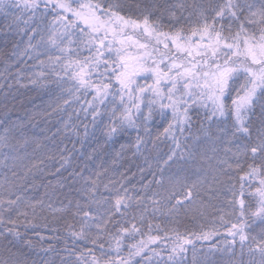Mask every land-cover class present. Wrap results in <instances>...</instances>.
I'll use <instances>...</instances> for the list:
<instances>
[{
    "label": "snow or ice",
    "instance_id": "6c2138e0",
    "mask_svg": "<svg viewBox=\"0 0 264 264\" xmlns=\"http://www.w3.org/2000/svg\"><path fill=\"white\" fill-rule=\"evenodd\" d=\"M0 17L19 37L0 91L49 98L4 106L0 264H212L195 242L217 225L209 253L264 264V0H0ZM161 127L172 147L152 155Z\"/></svg>",
    "mask_w": 264,
    "mask_h": 264
},
{
    "label": "trees",
    "instance_id": "16d2710c",
    "mask_svg": "<svg viewBox=\"0 0 264 264\" xmlns=\"http://www.w3.org/2000/svg\"><path fill=\"white\" fill-rule=\"evenodd\" d=\"M191 2V0H190ZM5 23L3 20V17H0V24ZM19 42V37L16 36L15 34L9 33V34H4L0 33V54L2 53H7L11 51V46L13 43H18ZM0 59H3L2 55H0ZM3 64L0 63V73H3ZM11 82V81H10ZM21 83H26V81H22ZM48 97H45L43 92L36 90L32 87H14L12 92L10 94H7L4 91H0V120L4 118L5 114V105H7V111L9 114H11V117L13 120H16L17 117H24L26 113H33L38 110V108L48 102ZM202 118V114H201ZM60 118L58 116H52L49 118L48 121V126H52L57 123V121ZM38 121H34V123H37ZM42 127L44 125H41ZM208 125L204 124V128L208 129ZM212 131H215L216 125L213 124L211 126ZM52 131H55V127L52 128ZM159 134H160V140L158 142V147L155 149L154 152H152V155H156L159 152L162 151H167L170 147H172V141L171 138L165 139L163 136V127L159 129ZM192 134L194 137H200L202 138L204 133L199 131L198 125H194L192 129ZM51 135V133H49ZM156 132L154 131V136L153 139H155ZM185 135H188V133H185ZM123 142V141H122ZM194 141L189 140L188 143L192 144ZM65 143H68V141H65ZM96 145L92 143L91 141L85 145V154L87 155L88 153L91 152L92 148L95 147ZM68 147L71 148L72 144L68 143ZM77 149L80 148V145H76ZM149 149L151 150L153 148V145L148 146ZM119 144L113 145L109 148H107L105 151L108 153H111L114 149H118ZM131 153L127 154L126 158L131 157ZM145 155H148L146 152ZM105 155L101 153L100 155V160L97 161L99 163L101 160L105 159ZM79 163V161H76ZM136 163H142V159L140 161H136ZM67 175V174H66ZM43 189L40 190V193L42 194ZM35 192L29 193V195H35ZM235 222V221H233ZM183 226L178 227V230L180 232H184L186 228L191 229L193 232H196L199 234L200 228L197 225H202L204 224L203 220L197 219L195 222H193L191 219H183L180 222ZM173 227H177V225H172ZM217 228L219 229V232L221 235L216 236L211 238L210 241H198L195 242V259L198 261H207L210 260L212 261V264H228L229 258L226 255L221 254V252L216 251L214 253H209V248L212 247L213 245L216 248H219L221 246V242L224 239V232L225 229L217 225ZM208 228H205L204 231H208ZM20 231L23 233L24 229L21 228ZM49 233L42 232L41 235H48ZM169 235H172V233H169ZM28 238L33 241L34 244H37V247L35 249V252H40V244L39 242L36 241L35 235L33 233H28ZM230 239V237H229ZM19 248L23 250L25 253L31 252V249H28L25 244L19 243ZM79 248H84V244H78L77 245ZM43 247H47L46 244L43 245ZM59 247H63V245H60ZM3 251V245L0 244V252ZM13 251H16L15 248H13ZM35 252L32 254V259H35ZM236 252H237V258H239V243L236 245ZM247 249H245V256L244 260L245 262L248 261L249 257L247 256ZM40 255H43V253H40ZM186 259L188 261V264H193V251L190 248ZM258 259V257H257Z\"/></svg>",
    "mask_w": 264,
    "mask_h": 264
}]
</instances>
